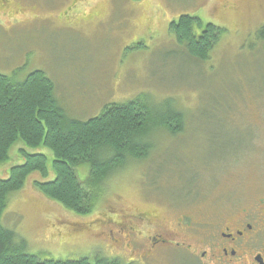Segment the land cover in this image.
<instances>
[{
	"label": "rangeland",
	"instance_id": "obj_1",
	"mask_svg": "<svg viewBox=\"0 0 264 264\" xmlns=\"http://www.w3.org/2000/svg\"><path fill=\"white\" fill-rule=\"evenodd\" d=\"M183 15L225 29L204 62L170 30ZM263 26L264 0H0V74L21 82L45 73L72 120L88 121L106 106L141 96L183 114L173 124L179 133L153 126L148 157L130 160L96 189H87L90 167H76L89 191V212L44 196L35 187L43 177L33 173L10 194L2 225L41 260L140 264L131 261L140 244L128 246L121 235L123 212L151 206L168 219L170 199L184 200L191 191L223 209L262 195ZM21 150L45 154L48 180L55 178L52 152L19 141L0 165L1 179L25 162ZM160 256L154 264H188L182 254Z\"/></svg>",
	"mask_w": 264,
	"mask_h": 264
},
{
	"label": "trees",
	"instance_id": "obj_2",
	"mask_svg": "<svg viewBox=\"0 0 264 264\" xmlns=\"http://www.w3.org/2000/svg\"><path fill=\"white\" fill-rule=\"evenodd\" d=\"M170 30L177 43L186 45L191 57L202 62L209 58V52L225 32L190 15L173 21ZM258 36L264 41V26ZM54 92L53 81L41 71L21 82L0 74V165L9 160L11 148L21 141L30 149L50 150L55 175L48 180L45 154L21 150L25 162L13 167L7 179L0 178V264H121L101 258L41 260L28 254L25 241L17 242L14 232L1 222L9 196L21 190L31 174L39 173L43 181L36 182L35 187L40 193L69 210L85 214L91 210L87 189L102 186L110 173L130 160L146 159L153 147L148 141L154 127L175 135L181 129L173 124L183 122V114L168 110V106L154 107L141 96L136 101L106 106L96 118L76 121L68 117ZM84 164L90 167L87 189L75 170Z\"/></svg>",
	"mask_w": 264,
	"mask_h": 264
},
{
	"label": "flooded vegetation",
	"instance_id": "obj_3",
	"mask_svg": "<svg viewBox=\"0 0 264 264\" xmlns=\"http://www.w3.org/2000/svg\"><path fill=\"white\" fill-rule=\"evenodd\" d=\"M191 192L184 200L170 199L168 219L151 206L123 212L121 235L128 246L140 244L132 262L154 264L163 252L171 259L182 254L188 264H264V193L245 207L223 209Z\"/></svg>",
	"mask_w": 264,
	"mask_h": 264
}]
</instances>
